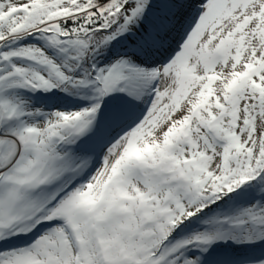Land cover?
<instances>
[{
	"label": "snow or ice",
	"instance_id": "6c2138e0",
	"mask_svg": "<svg viewBox=\"0 0 264 264\" xmlns=\"http://www.w3.org/2000/svg\"><path fill=\"white\" fill-rule=\"evenodd\" d=\"M0 264H264V0H0Z\"/></svg>",
	"mask_w": 264,
	"mask_h": 264
}]
</instances>
